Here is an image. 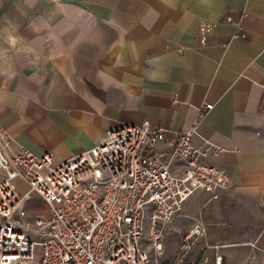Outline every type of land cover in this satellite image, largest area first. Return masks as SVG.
<instances>
[{"label": "crops", "instance_id": "0c3cea01", "mask_svg": "<svg viewBox=\"0 0 264 264\" xmlns=\"http://www.w3.org/2000/svg\"><path fill=\"white\" fill-rule=\"evenodd\" d=\"M202 21L212 26L200 45ZM236 23L243 36H232ZM144 121L193 125L191 143L210 146L201 160L230 176L215 198L192 192L172 220L178 230L204 224L193 253L210 258L204 244L216 242L223 264H264V0H0L9 150L58 160ZM173 139L161 134L156 146ZM168 166L178 173L183 160Z\"/></svg>", "mask_w": 264, "mask_h": 264}, {"label": "built area", "instance_id": "2783aa9c", "mask_svg": "<svg viewBox=\"0 0 264 264\" xmlns=\"http://www.w3.org/2000/svg\"><path fill=\"white\" fill-rule=\"evenodd\" d=\"M211 26L198 23L200 45ZM233 35L243 36L239 23ZM210 107L204 102L197 111ZM171 132L168 150L157 148L161 134ZM192 133L193 125L171 130L145 121L120 124L55 160L48 151L9 150L0 125V264H223L216 242L204 244L212 249L210 258L193 253L205 233L198 218L181 230L175 254L162 258L161 235L183 201L195 190L215 198L230 183L226 169L201 160L210 146L192 144ZM171 157L183 160L180 172L169 170ZM31 193L43 211L25 210Z\"/></svg>", "mask_w": 264, "mask_h": 264}, {"label": "rangeland", "instance_id": "374dc122", "mask_svg": "<svg viewBox=\"0 0 264 264\" xmlns=\"http://www.w3.org/2000/svg\"><path fill=\"white\" fill-rule=\"evenodd\" d=\"M23 206L28 213H31L36 210H40V211L44 210L43 204H41L40 201H37L35 197L33 196H28L24 200ZM171 224H172V221L169 223L168 227L166 228V231H164L161 235V243H162V249H163L162 258H167L175 254L179 234L182 230V229L178 230L176 227L173 228Z\"/></svg>", "mask_w": 264, "mask_h": 264}, {"label": "bare ground", "instance_id": "6f19581e", "mask_svg": "<svg viewBox=\"0 0 264 264\" xmlns=\"http://www.w3.org/2000/svg\"><path fill=\"white\" fill-rule=\"evenodd\" d=\"M16 264H26V263H23V262H17Z\"/></svg>", "mask_w": 264, "mask_h": 264}]
</instances>
